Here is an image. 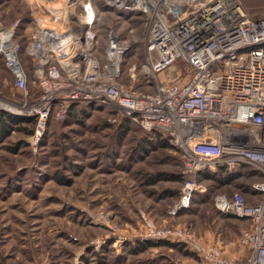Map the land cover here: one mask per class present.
Instances as JSON below:
<instances>
[{
  "label": "built area",
  "instance_id": "built-area-1",
  "mask_svg": "<svg viewBox=\"0 0 264 264\" xmlns=\"http://www.w3.org/2000/svg\"><path fill=\"white\" fill-rule=\"evenodd\" d=\"M28 1L24 47L19 20L0 21V58L19 94L0 91V109L35 117L34 139L51 115L63 119L72 101L116 111L167 138L184 178L170 214L205 189L200 174L251 168L250 199L235 190L212 201L220 214L248 221L239 235L250 249L245 259L224 256L179 225L156 227L148 219L144 238L180 243L205 264H264V14L251 12L246 0H100L124 19H144V58L126 69L129 83L121 66L132 50L123 36L130 37L109 29L99 46L94 0Z\"/></svg>",
  "mask_w": 264,
  "mask_h": 264
},
{
  "label": "rangeland",
  "instance_id": "rangeland-1",
  "mask_svg": "<svg viewBox=\"0 0 264 264\" xmlns=\"http://www.w3.org/2000/svg\"><path fill=\"white\" fill-rule=\"evenodd\" d=\"M98 1L99 46L107 42L109 29L130 37L123 36L132 50L121 66L122 77L130 83L126 69L138 68L144 58V19H124ZM245 5L264 14V0H246ZM31 11L28 0H0L2 23L19 20L23 44L32 27ZM109 112L88 108L80 122L50 120L38 139L32 137L35 128L0 136V264H205L184 247L150 245L138 250L139 241L167 240L144 238L148 219L156 227H185L199 239L206 228L225 239L233 234L239 238L240 233L232 232L234 224L225 221L212 202L215 193L235 191L234 182L209 189L200 176L205 189L194 194L193 203L168 213L183 180L161 179L150 188L140 183L154 171L180 170V161L166 158L160 148L137 153L144 143L140 130L131 127L119 137L116 125L105 126V119L114 116L115 123L122 114ZM167 152L179 155L173 147ZM170 187L176 194H168Z\"/></svg>",
  "mask_w": 264,
  "mask_h": 264
},
{
  "label": "trees",
  "instance_id": "trees-1",
  "mask_svg": "<svg viewBox=\"0 0 264 264\" xmlns=\"http://www.w3.org/2000/svg\"><path fill=\"white\" fill-rule=\"evenodd\" d=\"M99 5H100V0L98 1ZM2 18L0 16V21L2 22ZM3 24V23H2ZM4 25V24H3ZM10 24H7L5 26H9ZM20 25L17 28V32H16V37L18 38V40H22V37H20V35L22 34V32L19 31ZM19 36V37H18ZM22 42V41H21ZM22 46L24 47L26 45L21 43ZM3 63V61H2ZM31 88V86H29V89ZM33 90L36 92L35 94H38L37 88L35 86H32ZM17 95L19 96V94L17 93ZM88 108H98V107H94L93 105L87 104L83 101H72L70 103V106L66 112V115L64 116L63 119H56L54 118L52 115L48 118L47 122H49L50 120H54V121H60V122H67L69 120H75L77 122H80L81 118L83 117L84 114H86L88 112ZM109 113H114L113 110L109 109ZM105 126H113L114 124L116 125V127L114 128L115 133L121 137V135L124 134V132H126L128 129H130L131 127H135V129H139L140 131V137L139 139H141L144 143L140 144L139 147H137V153H147L148 151H150L151 149H157L160 148L161 150L165 151V155L166 158L168 159H172V160H177L180 161L181 164V159L179 155H174L171 152H167V149L171 148V144L168 142L167 138L161 137L160 134L158 133H147L146 131H144L143 129H141L136 123L131 122L126 116L121 115L119 117V119L114 123L113 121H108L107 119H105ZM27 125L30 127V129L27 127ZM36 125V118L33 116H25V115H19L13 112H10L8 110L5 109H0V136L4 135V134H8L11 131H15V130H19L22 132H29L31 133L33 131V129L35 128ZM178 156V157H177ZM245 167V168H244ZM243 168H237L234 171H229L223 167H220L216 172L213 173H202L197 177V180L200 179V176L203 177V181L205 182V184H208L209 189H216L219 185L223 186V185H227L230 182H234L235 185V189L239 190L243 193L247 192L250 183L257 177V172L252 170L251 168L244 166ZM158 172V173H157ZM216 176V177H215ZM161 179L169 181L171 183H176L179 181L183 180V176L180 172V170H176V171H171V170H163V171H154L153 173L147 175L146 177H144L141 181V185H147L149 188L153 185L156 184V182L161 181ZM150 185V186H149ZM164 190V189H163ZM150 191L152 193H157L156 190L154 189H150ZM165 195V193H163ZM168 194H176V189L175 187H170ZM195 195L193 196V198L191 199V204L193 203ZM202 198V197H200ZM192 206V205H191ZM156 246V245H164V246H168L171 248H178V249H182L183 247L186 250H189V252H191L193 255L197 256L192 250H190L189 247L184 246L180 243L171 241V240H165V241H159V242H143V241H139L138 243V250H143L145 249L147 246ZM198 258V257H197Z\"/></svg>",
  "mask_w": 264,
  "mask_h": 264
},
{
  "label": "crops",
  "instance_id": "crops-1",
  "mask_svg": "<svg viewBox=\"0 0 264 264\" xmlns=\"http://www.w3.org/2000/svg\"><path fill=\"white\" fill-rule=\"evenodd\" d=\"M0 62L2 64L1 65L2 70H0V91L2 92L3 95L9 98H13L17 95V91L13 86L12 74L5 68L1 58H0ZM11 79H12V83H10ZM244 194L247 197V199H250V196L249 194H247V192H245ZM217 213L221 215L225 221L228 220L230 223L232 222L234 224V229H232V232L236 234L237 232L240 233L243 228L249 225L248 221L245 219H239L231 215H223L220 214L218 211ZM214 231L215 230L212 228L204 229V233L202 237H200L202 242L208 244H214L218 246L222 254L224 253L223 254L224 256L232 259L243 260L250 253V249L241 245L239 243V238L236 239L235 234L230 235L228 239H225L224 236L221 237L219 233H216Z\"/></svg>",
  "mask_w": 264,
  "mask_h": 264
},
{
  "label": "bare ground",
  "instance_id": "bare-ground-1",
  "mask_svg": "<svg viewBox=\"0 0 264 264\" xmlns=\"http://www.w3.org/2000/svg\"><path fill=\"white\" fill-rule=\"evenodd\" d=\"M243 168V167H242ZM245 168V167H244ZM216 177V176H215ZM193 198V197H192ZM224 254V253H223Z\"/></svg>",
  "mask_w": 264,
  "mask_h": 264
}]
</instances>
